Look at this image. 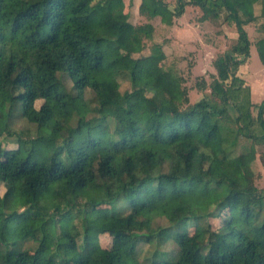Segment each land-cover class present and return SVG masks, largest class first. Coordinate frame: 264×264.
Listing matches in <instances>:
<instances>
[{
    "label": "trees",
    "instance_id": "16d2710c",
    "mask_svg": "<svg viewBox=\"0 0 264 264\" xmlns=\"http://www.w3.org/2000/svg\"><path fill=\"white\" fill-rule=\"evenodd\" d=\"M132 5L0 0V137L18 144L0 161V264H264V188L253 169L264 168V99L253 103L237 74L250 55L245 26L258 19L264 65V0H140L138 24ZM186 8L236 34L194 103L173 70L151 76L160 44L134 57L153 20L171 25ZM118 77L131 89L120 92ZM17 120L34 135L15 132ZM101 235L118 248H103Z\"/></svg>",
    "mask_w": 264,
    "mask_h": 264
},
{
    "label": "rangeland",
    "instance_id": "374dc122",
    "mask_svg": "<svg viewBox=\"0 0 264 264\" xmlns=\"http://www.w3.org/2000/svg\"><path fill=\"white\" fill-rule=\"evenodd\" d=\"M166 2H173L174 0H164ZM125 2V12L128 11L129 0H124ZM133 6V5H132ZM259 5L254 6V12L256 15L259 14ZM130 12L132 13L131 22L138 24L143 23L144 20L140 18H135L134 14L137 15L133 7ZM201 13L195 8H188L185 16L181 18L180 21H176L172 25H165L157 21L155 23L156 30H154L153 37L151 40L145 42V49L141 54L135 55L134 57L146 56L150 54L151 48L155 44H160L162 47V57L164 58L161 64L156 65L151 71V76L158 78L160 80H165L166 77L162 72V68L166 70H173L177 75L181 76L184 81V88L188 91V97L190 103H194L200 100L206 93V91L201 89L200 78H204L207 84L210 83V74L214 72L212 67V62L216 56L228 49L236 39V34L234 28L224 26L211 27L209 25L202 26L199 24L197 16ZM138 16V15H137ZM261 20H256L255 22L245 26L247 31L251 47L250 55L246 62L239 66L237 74L244 81L245 84L249 86L251 91V99L255 104H259L264 99V66L260 63L256 49L255 42L263 37L260 29ZM218 30V31H217ZM60 76V75H59ZM63 84L67 91L72 88L71 82L64 76H60ZM120 92H125L130 90L129 82L124 77H118ZM181 85V87H183ZM180 89V86L176 87V90ZM208 92V91H207ZM89 96V93L86 94ZM41 101H37L35 106L38 108ZM255 114V112H254ZM235 113L234 110L229 109L226 114V122L228 124L233 123ZM12 129L15 132L27 130L28 135L31 137L34 135V130L30 126L17 120ZM220 135L215 131L212 137L211 144L216 148L220 146ZM241 144H247L244 139L240 140ZM18 144L15 137H9L8 135H3L0 137V161H6L11 156L17 152ZM258 152L264 153V146H258ZM240 150H238L239 152ZM253 169L256 172L255 185L262 189L264 188V168L260 165V162L256 160L253 164ZM5 188L0 183V195H3ZM110 212V209H108ZM226 217H223L225 220ZM212 222V221H211ZM217 222V221H216ZM160 225H166V219H159L157 221ZM201 227H189V233L194 234ZM100 245L108 250H115L118 248V244L114 239L109 238L107 235H101L99 237ZM78 243L79 239H78ZM33 244L30 243L29 247ZM28 247V245L26 246ZM170 242H167L164 246L165 250L171 248ZM146 246L143 247V252ZM142 255V253H140ZM142 258H140L141 260ZM145 264V262H144Z\"/></svg>",
    "mask_w": 264,
    "mask_h": 264
},
{
    "label": "crops",
    "instance_id": "0c3cea01",
    "mask_svg": "<svg viewBox=\"0 0 264 264\" xmlns=\"http://www.w3.org/2000/svg\"><path fill=\"white\" fill-rule=\"evenodd\" d=\"M132 3H133V9H134L135 12L137 13V11H138V6H139V4H140V0H132ZM167 3L169 4L170 7L173 5V2H171V3L167 2ZM187 9H188V8L185 9V13H184L180 18L174 19L172 24H174L176 21H180L181 18H182L183 16H185V14L187 13ZM134 17L137 19L139 16H137V15L134 14ZM139 18H140L141 20H143V17H139ZM157 21L160 22V21L157 20V19H155V20L152 21V24H153V26H154V30H156V25H155V23H157ZM172 24H171V25H172ZM199 24H201L202 26H207V25H208L207 23H199ZM167 26H168V25H167ZM263 66H264V65H263ZM213 73H214V72H212V74H213Z\"/></svg>",
    "mask_w": 264,
    "mask_h": 264
}]
</instances>
